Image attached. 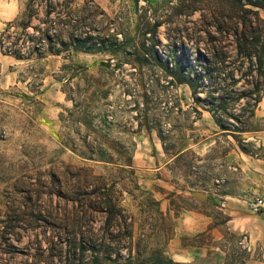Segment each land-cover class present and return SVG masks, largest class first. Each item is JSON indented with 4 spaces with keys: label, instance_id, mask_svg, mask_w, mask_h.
Masks as SVG:
<instances>
[{
    "label": "rangeland",
    "instance_id": "374dc122",
    "mask_svg": "<svg viewBox=\"0 0 264 264\" xmlns=\"http://www.w3.org/2000/svg\"><path fill=\"white\" fill-rule=\"evenodd\" d=\"M237 1L74 0L73 7L84 4L87 51L31 59L0 51V264H244L262 258V246L227 229L228 214L216 207L225 194L236 200L251 184L237 144L262 128L264 115V100L258 117L253 113L264 64L239 63L227 37L236 22L259 32L264 0H253L258 6ZM20 11V0H0V36ZM172 73L188 78L196 97L213 106L196 102L189 84ZM212 117L235 137L215 136L220 130ZM193 140L202 143L194 151ZM99 190L130 216L139 244L132 253L82 252L64 242L69 235L106 233ZM193 191L209 196L200 200ZM204 215L212 221L196 231ZM126 233L122 225L118 234Z\"/></svg>",
    "mask_w": 264,
    "mask_h": 264
},
{
    "label": "trees",
    "instance_id": "16d2710c",
    "mask_svg": "<svg viewBox=\"0 0 264 264\" xmlns=\"http://www.w3.org/2000/svg\"><path fill=\"white\" fill-rule=\"evenodd\" d=\"M20 1L21 11L19 15L14 20L8 21L1 33L0 51L2 54L10 55L16 59H31L42 57L47 53L68 56L73 51L88 50L87 44L81 34V28L84 24L82 16L84 4L80 7H73L74 0ZM237 2L258 6V3L253 0H241ZM249 12L255 20L263 21L257 10L249 9ZM215 30L219 34L224 32V29L217 25L215 26ZM259 30L257 32L251 27V24L248 28L245 25L241 28L239 23L236 22L233 29L228 31L227 37H230L234 43L233 55L239 63L244 59H251V61H254L252 65H260L261 67L264 64V26L259 24ZM166 36L168 43L174 44L171 41V37L169 35ZM247 43L252 44L250 49L246 48ZM212 54H214V57L218 56L217 53ZM232 64L234 66V62ZM234 71H240V69L235 67ZM172 75L176 76V79L181 82H187L192 89L194 100L202 102L196 97V87L188 78L177 77L175 73H172ZM262 92L257 100V104L261 99ZM202 103L207 107L213 106L212 101H203ZM210 111H212L213 115V109ZM213 116L215 118V115ZM219 126L225 128L220 124ZM98 195V198L103 200L102 202L105 204L104 212L107 214L105 221L106 233L102 234L101 237L92 233L81 238L69 235L64 242L69 243L68 246L77 245L82 252L99 253L116 250V255H119V252L125 249L129 254L132 253L135 248L134 245L138 247L139 244H134L133 241V224L130 216L113 199L106 200L100 190L98 191ZM122 225H125L127 230L125 237H120L118 234ZM122 240H125V243H122ZM136 253L138 254L139 252L136 251Z\"/></svg>",
    "mask_w": 264,
    "mask_h": 264
},
{
    "label": "crops",
    "instance_id": "0c3cea01",
    "mask_svg": "<svg viewBox=\"0 0 264 264\" xmlns=\"http://www.w3.org/2000/svg\"><path fill=\"white\" fill-rule=\"evenodd\" d=\"M263 100L264 90L262 92L261 99L253 112L256 117H258V107ZM259 118L262 122V128L247 132L248 134L241 136V140L244 143H241V145L237 144V148L242 156L240 166L244 173L247 174V178L251 184L246 186L241 193L242 196H240V198H236V200V195L229 194V196H227L228 194H225L222 200L216 201L218 202L216 207L224 210L228 214V217L224 222L227 229L236 234H246L250 243H258L262 246V258L258 260L252 258L247 259L244 264H264V212L261 214L248 212V209L250 208H248V201L255 195L264 193V115H260ZM213 120L220 130L218 132L214 131L215 136L222 133H228L233 136L232 133L235 131L222 128L214 118ZM204 140H206V142H210V136H206ZM245 142H248L250 146L253 147H255L256 144L259 150L255 151L253 149L244 148L242 144H245ZM192 143L194 144V148L202 145V143L198 140H193ZM187 148L189 147L186 145L180 148L174 156L179 157ZM194 148H192V151L196 150V148ZM231 150H234L233 147H231L229 152H226V155H228ZM197 194H202L203 196L199 197ZM193 195L198 197L200 200H204L209 196L207 193L202 191H193ZM204 216L207 220L202 221V224L199 227L194 226L197 228L196 231L206 229L208 223L212 221V217L210 215Z\"/></svg>",
    "mask_w": 264,
    "mask_h": 264
},
{
    "label": "bare ground",
    "instance_id": "6f19581e",
    "mask_svg": "<svg viewBox=\"0 0 264 264\" xmlns=\"http://www.w3.org/2000/svg\"><path fill=\"white\" fill-rule=\"evenodd\" d=\"M250 209L255 213L264 211V194H257L249 201Z\"/></svg>",
    "mask_w": 264,
    "mask_h": 264
},
{
    "label": "water",
    "instance_id": "95a60500",
    "mask_svg": "<svg viewBox=\"0 0 264 264\" xmlns=\"http://www.w3.org/2000/svg\"><path fill=\"white\" fill-rule=\"evenodd\" d=\"M199 197H202L203 195L202 194H197Z\"/></svg>",
    "mask_w": 264,
    "mask_h": 264
}]
</instances>
